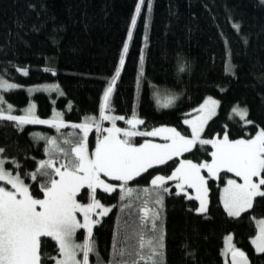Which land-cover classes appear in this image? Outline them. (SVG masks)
I'll return each instance as SVG.
<instances>
[{
	"label": "trees",
	"instance_id": "16d2710c",
	"mask_svg": "<svg viewBox=\"0 0 264 264\" xmlns=\"http://www.w3.org/2000/svg\"><path fill=\"white\" fill-rule=\"evenodd\" d=\"M135 3L136 0H0V76L21 86L4 92L6 101L15 106V113H22L31 99L40 117H51L54 109L62 111L70 123L60 132L74 139L79 129L72 128V123H79L86 115L99 119L103 87L115 74L127 41L129 47L124 53L125 63L120 66L112 107L114 114L127 118L135 112L144 119L146 123L138 127L140 132L160 124L185 131V113L208 95L221 103L205 128L204 138L220 133L225 125L233 139L254 134L251 125L245 126L239 117L231 116L236 105L247 106V119L257 127L264 126V0H152L151 11L146 4L142 6L129 39ZM181 61L190 63V72L187 67L181 70ZM229 63L235 65L234 75L225 70ZM141 67L144 73L138 91L136 78ZM20 68L27 69V74ZM38 84H58L59 92L54 89L30 95L26 88ZM155 89L183 95L172 106L160 107L153 97ZM30 133L59 135L52 126L26 124L17 128L12 122L0 120V147L16 156L29 172L35 167L32 157H45V141ZM96 136L95 129L91 130V147L95 146ZM145 138L149 137L137 136L135 142L142 143ZM60 143L63 146V140ZM210 152L211 146L204 151L197 143L183 158L205 160L210 158ZM173 161L178 163L179 158ZM175 163L156 166L157 171L169 173ZM6 166L13 167L10 162ZM155 174L149 170L129 182L134 191L123 201L128 205L123 210L118 190L105 193L98 189L97 198L111 207L93 227L96 249L105 264L112 258L113 241L119 244L124 226L131 228L138 220L144 194L137 189L148 186ZM229 176L236 178L226 170L220 172L219 179L210 178L206 213L194 212L198 200L177 193L174 182H166L171 187L165 194L161 215L165 230L162 264H224V238L229 233L251 264H264V253L256 252L251 242L257 232L256 221L264 218V197L254 198L253 208L240 217L228 216L220 196ZM84 231H77V240L84 238ZM44 250L54 256L56 242L48 238ZM95 259L90 254V264Z\"/></svg>",
	"mask_w": 264,
	"mask_h": 264
},
{
	"label": "snow or ice",
	"instance_id": "6c2138e0",
	"mask_svg": "<svg viewBox=\"0 0 264 264\" xmlns=\"http://www.w3.org/2000/svg\"><path fill=\"white\" fill-rule=\"evenodd\" d=\"M145 4L151 11L152 0H136L127 32L129 39L133 36L137 15ZM234 27L238 29L239 25ZM128 47L125 41L119 66L103 87L99 102L100 118L86 115L79 123H72V128L79 129L74 139L65 138L60 132L64 125L70 123L64 119L62 111L54 109L51 117L41 118L36 114L34 103L30 102L22 110L23 114H14L15 106L0 94V120L12 122L17 128L26 124L51 125L59 134L30 133L45 141V157L38 160L32 157L35 167L30 172L23 168L16 156L7 154V149L0 147V264H90V254L96 257L94 264H105L96 249L93 226L99 222L98 217L107 215L111 209L97 198L98 189L105 193L118 190L119 207L123 210L128 207L123 201L134 191L129 182L141 174H148L149 170L156 174L151 175L148 186L137 189L144 194L138 220L131 228L124 226L118 245L113 241V256L107 264H162L165 230L161 215L165 194L171 187L166 182H174L176 192L184 193L186 197L191 195L189 188L195 190L199 201V206L193 208L196 213L208 211L209 181L213 177L219 179L221 170L234 173L236 177H227L221 190L220 199L228 216L240 217L246 209L253 208L254 198L264 197V126L257 127L247 119V106H233L231 111L245 126L251 125L255 132L247 138L242 135L234 139L227 125L220 133L204 138L205 126L221 103L211 95L205 96L197 107L185 113L182 124L188 127L183 132L168 124L140 132L137 126L144 125L146 121L135 112L127 119L124 115H113V93ZM140 60H144L142 50ZM185 67L190 72V63L185 65L181 61V70ZM234 68L235 65L229 63L225 70L234 75ZM19 71L27 74L25 68ZM139 71L136 78L138 91L141 89L143 67ZM17 87L20 86L0 76V90ZM42 87L59 92L58 84ZM28 90L31 92L33 88ZM153 95L159 103L160 93L157 91ZM182 95V92L169 91L165 106L175 104ZM125 119L127 126L119 127L117 121ZM102 121H111V126L105 128ZM93 129L97 136L95 146L91 147L89 133ZM137 136L149 138L137 143ZM155 137H161L163 142H157L153 139ZM197 143L204 151L211 146L210 158H183ZM173 158H179L178 163ZM169 161L175 163L169 173L157 171L156 166L167 167ZM8 162L13 167L6 166ZM109 178H114L115 182H109ZM77 230H85L82 240L76 239ZM48 238L56 242L54 256L44 250ZM251 242L256 252L264 253V218L258 221V231L251 237ZM229 254L230 262L226 259L225 264H250L247 253L232 241L231 233L224 238V256L227 258Z\"/></svg>",
	"mask_w": 264,
	"mask_h": 264
},
{
	"label": "rangeland",
	"instance_id": "374dc122",
	"mask_svg": "<svg viewBox=\"0 0 264 264\" xmlns=\"http://www.w3.org/2000/svg\"><path fill=\"white\" fill-rule=\"evenodd\" d=\"M13 83V82H12ZM14 84H16V83H14ZM17 85H19V84H17ZM44 85H52V84H38V85H33V86H29V87H27L26 89H27V91L29 92V88L31 87V88H33V91H31V92H29V94L30 95H33L35 92H38V91H43V92H48V93H50L51 91H53L54 89H52V90H48V89H46L45 87H42V86H44ZM20 86V85H19ZM21 87V86H20ZM20 87H17V88H20ZM16 89V88H15ZM10 90H13V89H4V90H0V94H2L3 96H4V92H7V91H10ZM159 92L160 93V95H159V103H157V97L156 96H154L153 95V97H154V100L156 101V103L158 104V106H160V107H166L165 106V104H164V101H165V98H166V96L169 94V91H167V90H164V89H155L154 91H153V93L154 92ZM213 97V96H212ZM215 98V97H214ZM4 99H5V97H4ZM217 99V98H216ZM6 100V99H5ZM8 102V101H7ZM30 102H32V103H34V105H35V111H36V114L38 115V112H37V105H36V102L33 100V99H31L30 100ZM29 102V103H30ZM9 103V102H8ZM28 106V105H27ZM26 106V107H27ZM170 106H172V105H170ZM170 106H167V107H170ZM236 106H238V105H236ZM25 107V108H26ZM239 107H243V106H239ZM24 109V108H23ZM22 109V110H23ZM218 109H219V106H218V108H217V110H216V114L218 113ZM55 110H57V109H55ZM57 111H59V110H57ZM14 114H17V113H14ZM20 114H23V112L22 113H20ZM215 114V115H216ZM113 115H117V116H119V114H114L113 113ZM214 115V116H215ZM213 116V117H214ZM231 116H236V117H239L237 114H235V113H232V111H231ZM212 117V118H213ZM41 118H44V117H41ZM100 118V117H99ZM211 118V119H212ZM240 118V117H239ZM127 119V118H126ZM126 119L124 120V121H117V125L119 126V127H125V126H127L126 125ZM210 119V120H211ZM209 120V121H210ZM208 121V122H209ZM105 123H107V124H105ZM102 124H103V126L105 127V125H106V127H110L111 126V121H102ZM39 125V124H38ZM45 126H51V125H45ZM207 126V125H206ZM206 126H205V128H206ZM63 127H65V125L63 126ZM105 127V128H106ZM137 127H139V126H137ZM153 139H155L157 142H163V139L161 138V137H155V138H153ZM195 146V145H194ZM193 146V147H194ZM192 147V148H193ZM191 148V149H192ZM190 149V150H191ZM222 171V170H221ZM205 172H206V170H205ZM234 174V173H233ZM235 175V174H234ZM109 182H115V180H114V178H109ZM100 190H102V189H100ZM103 191V190H102ZM189 192L191 193V195H190V197H193V198H196V194H195V190H193V189H191V188H189ZM179 194H184V193H179ZM207 201H208V205L207 206H209V192H208V196H207ZM199 202V201H198ZM222 204H223V202H222ZM110 209H111V207H110ZM246 210H248V209H246ZM245 210V211H246ZM111 211V210H110ZM109 211V212H110ZM108 212V213H109ZM107 213V214H108ZM106 216V215H105ZM104 216H102V217H98L97 219H98V221L100 222L101 221V219L103 218ZM261 219V218H260ZM260 219H258L257 221H256V225H257V231H258V221L260 220ZM98 222V223H99ZM97 223V224H98ZM97 224H95V225H97ZM94 225V226H95ZM93 226V227H94ZM78 231V230H77ZM257 233V232H256ZM256 235V234H255ZM254 235V236H255ZM232 241H233V235H232ZM254 246V245H253ZM254 248H255V246H254ZM222 253H223V257H224V264H225V260L227 259L228 261H229V259H230V254L228 255V257L226 258L225 256H224V247H223V251H222Z\"/></svg>",
	"mask_w": 264,
	"mask_h": 264
},
{
	"label": "water",
	"instance_id": "95a60500",
	"mask_svg": "<svg viewBox=\"0 0 264 264\" xmlns=\"http://www.w3.org/2000/svg\"><path fill=\"white\" fill-rule=\"evenodd\" d=\"M230 259H231V257H230ZM230 259H229V262H230ZM248 259H249V257H248ZM249 261H250V259H249ZM250 264H251V261H250Z\"/></svg>",
	"mask_w": 264,
	"mask_h": 264
},
{
	"label": "crops",
	"instance_id": "0c3cea01",
	"mask_svg": "<svg viewBox=\"0 0 264 264\" xmlns=\"http://www.w3.org/2000/svg\"><path fill=\"white\" fill-rule=\"evenodd\" d=\"M223 171V170H222ZM213 178H215V177H213Z\"/></svg>",
	"mask_w": 264,
	"mask_h": 264
}]
</instances>
